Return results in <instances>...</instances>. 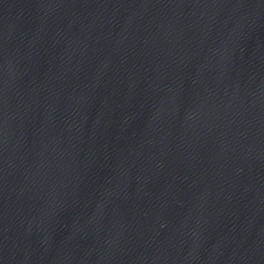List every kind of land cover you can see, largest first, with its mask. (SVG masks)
<instances>
[{"label": "water", "instance_id": "1", "mask_svg": "<svg viewBox=\"0 0 264 264\" xmlns=\"http://www.w3.org/2000/svg\"><path fill=\"white\" fill-rule=\"evenodd\" d=\"M0 264H264V0H0Z\"/></svg>", "mask_w": 264, "mask_h": 264}]
</instances>
